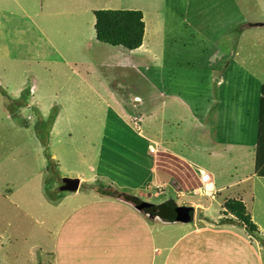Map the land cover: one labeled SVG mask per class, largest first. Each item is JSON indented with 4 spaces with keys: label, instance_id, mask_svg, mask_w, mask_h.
<instances>
[{
    "label": "rangeland",
    "instance_id": "374dc122",
    "mask_svg": "<svg viewBox=\"0 0 264 264\" xmlns=\"http://www.w3.org/2000/svg\"><path fill=\"white\" fill-rule=\"evenodd\" d=\"M6 1L0 0V13ZM89 9L139 11L145 24L138 50L104 47L113 55L104 56V67L97 69L103 78L98 95L87 89L83 94L80 84L71 83L84 71L72 68L66 53L70 40L65 35L83 23L88 30L73 35L71 47L78 49L79 59H92L93 44L99 42L92 43L94 28L84 20L91 22ZM41 10V21L32 19L33 7L22 20L12 10L14 18L0 23V39L8 45L0 51V264H57L48 254L54 255L55 234L65 216L85 206L91 192L109 193L104 176L113 180L118 173L147 170L150 150L190 167L187 159L198 163L212 175L215 191L225 186L222 196L243 188L248 213L263 235L252 236L242 226L248 238L239 228L236 232L242 247L251 246L264 263V180L249 178L244 187L229 188L230 177L249 158L243 154L252 153L256 141L264 0H87L86 5L45 0ZM12 25V34L5 35ZM34 26L40 34L31 46ZM21 46L24 54L18 53ZM212 133L216 139L208 142ZM170 167L176 164L170 161ZM191 174L195 177L181 163L173 174L186 193L176 194L168 174L151 172L144 177V191L133 194L152 205L207 202L202 191L188 197L198 186V172L188 185ZM203 215L196 208L193 222Z\"/></svg>",
    "mask_w": 264,
    "mask_h": 264
},
{
    "label": "crops",
    "instance_id": "0c3cea01",
    "mask_svg": "<svg viewBox=\"0 0 264 264\" xmlns=\"http://www.w3.org/2000/svg\"><path fill=\"white\" fill-rule=\"evenodd\" d=\"M79 1L84 5L87 4V0ZM3 7L5 10L0 13V23L3 20L14 18V11L12 10H16L17 18L22 20L27 16V11L33 7H35L37 11L31 16L32 19L41 21L45 17L43 15L44 10H41V8L45 7V0H7ZM88 12L91 15V22H88L86 18H84V20L87 24L89 23V26L94 28V18L92 16L93 9H89L87 14ZM12 28L13 25L4 34H12ZM64 28H67V24H65ZM86 30H88V28L82 23L75 32L65 36L72 41L73 35L80 37L85 35L84 32ZM32 34H34L32 35L34 45L36 38L40 34L36 31L35 26ZM95 39L94 34L92 43ZM0 40L3 41V36ZM70 41H66L68 43L66 53L70 65H72L74 69L82 68L84 71L82 76L77 75L76 78L70 79L71 83L80 84L83 87V94H85V89H87L92 90L93 94L98 95L100 93L98 83H103V78H99L97 69L104 67V63L102 62L104 56L109 57L113 55V52L106 50L104 47L114 48L100 43L93 44V57L86 62L83 59H79L78 49L72 48V42ZM7 46L8 45H5L3 41L0 45V51H3ZM55 47L60 51L57 46ZM19 48H17V50L22 53V46L20 49ZM219 85L220 82L216 81L215 88H218ZM263 85L264 83L260 85L259 94ZM71 95L72 94H69V96ZM118 114L123 119V113L119 111ZM161 114L162 116L168 115L166 112ZM258 117L257 104V132L253 152H245L243 154L244 157L249 158H245L246 165L242 168V171L230 177L232 182H230L229 188H242L248 183L249 178L264 180V178L255 175L256 161L259 160L260 163L264 164V157L262 159H257V157L259 158L257 154L260 153V150V155L264 154V142H261L260 122ZM132 126L135 125L133 124ZM207 137L211 138L208 142H213L216 139L215 133ZM193 143L196 142L193 141ZM187 144L190 145L191 142L187 141ZM148 148H150L149 145ZM145 154L150 163L147 170H142L141 174H136L134 171V174L132 172H130L131 174L118 173L113 180H108L106 176H104L105 178L102 179V185L106 187V190H109V193L102 196L96 192H91L90 196H88L89 201L86 202L85 206L75 207L65 216V219L55 234L54 255L52 251L48 254L52 256H50L52 259L54 257L57 264H264L260 256L251 250V246L242 247L243 242L236 232L238 231L237 228L242 231L245 238L248 237L245 232L240 229L242 228L241 225L239 227V225H236V222L231 225L222 224V221L218 223L223 217L225 204L229 201L241 203L247 215L250 216L246 202L247 194L243 188L239 191H234L233 194L229 193L226 196H222L220 193V190L225 186H220L218 190L216 189L217 191L214 190L212 196H208V194H210V189L201 190L205 197H209L207 202L203 200L202 203L196 205L193 203L181 205L180 207L193 209L194 218L196 208L199 210L201 209L204 213L202 216L203 219H200L196 224L193 222L190 225L180 223L167 225V223L165 224L158 219L150 218V221L143 220V218L138 217L135 212L127 208L130 204L125 202V198L128 196L137 198L133 193L141 190L144 191L146 186L145 182L147 180V178L144 179V177L146 175L148 177L151 172L168 174L172 186L176 190V194L177 192L186 193L185 190L188 189L178 186L174 178L176 176L173 175L174 173L176 174L180 163L185 169H190L195 175V177H193L191 174L188 185L192 184L195 180V173L199 171L209 173L208 171L198 169V163L190 159L187 160H189L192 167L183 162L180 158L161 151L157 153L156 156H154L155 153L153 150L149 151V155L147 151ZM165 158L173 161L176 164V168L170 167V161L165 160ZM167 169L173 174L171 175ZM243 173L244 175L234 182L237 178H235V176H239ZM82 181L83 179L79 180V182ZM79 182H77L76 186L73 188L75 190V196L78 192ZM215 187L217 188V185H215ZM198 193L200 192H187L188 197L191 199L197 198ZM216 214H219V216L216 217ZM228 218L233 217L228 216ZM151 222L156 224H152ZM203 222L209 224L205 225ZM217 225L218 228H216ZM92 231H96V233L91 235ZM258 234L263 235L259 229ZM256 247L257 243L255 245V248Z\"/></svg>",
    "mask_w": 264,
    "mask_h": 264
},
{
    "label": "trees",
    "instance_id": "16d2710c",
    "mask_svg": "<svg viewBox=\"0 0 264 264\" xmlns=\"http://www.w3.org/2000/svg\"><path fill=\"white\" fill-rule=\"evenodd\" d=\"M92 16L94 18V34L97 42L106 46L122 47L128 51H134L141 46L145 33V24L141 12L129 10L114 11L109 9L98 11L97 9H93ZM30 45H33V41ZM25 52L27 51L23 48L21 54ZM258 113L261 142H264V85L260 91ZM260 153L257 154L259 156L257 159L264 157V154L260 155ZM255 175L264 178V164L260 163L259 160L256 161ZM228 216H232L233 218H228ZM235 222L244 227L250 235L254 236L258 234L257 227L252 223L243 205L236 201H229L225 204L222 224L231 225Z\"/></svg>",
    "mask_w": 264,
    "mask_h": 264
},
{
    "label": "water",
    "instance_id": "95a60500",
    "mask_svg": "<svg viewBox=\"0 0 264 264\" xmlns=\"http://www.w3.org/2000/svg\"><path fill=\"white\" fill-rule=\"evenodd\" d=\"M125 202L129 203L137 211L149 216L151 219H158L167 224L180 223L187 225L191 224L194 219L193 209L178 207L173 202L152 205L129 196L125 198Z\"/></svg>",
    "mask_w": 264,
    "mask_h": 264
},
{
    "label": "built area",
    "instance_id": "2783aa9c",
    "mask_svg": "<svg viewBox=\"0 0 264 264\" xmlns=\"http://www.w3.org/2000/svg\"><path fill=\"white\" fill-rule=\"evenodd\" d=\"M198 183L200 184V189H207L212 184V176L209 173L199 172V180Z\"/></svg>",
    "mask_w": 264,
    "mask_h": 264
},
{
    "label": "clouds",
    "instance_id": "9594fccd",
    "mask_svg": "<svg viewBox=\"0 0 264 264\" xmlns=\"http://www.w3.org/2000/svg\"><path fill=\"white\" fill-rule=\"evenodd\" d=\"M144 35H145V33H144ZM144 38V37H143ZM142 43H143V41H142ZM141 46H142V44H141ZM140 46V47H141ZM110 47H112V46H110ZM139 47V48H140ZM113 48H117V47H113ZM119 48H121V49H124V48H122V47H119ZM138 48V49H139ZM138 49H136V50H138ZM124 50H126V49H124ZM136 50H134V51H136ZM126 51H128V50H126ZM129 52H133V51H129ZM199 172H202V171H199ZM199 172H198V178H197V180H196V184L198 185L196 188H194V191H196V192H201V190H209L210 189V192L211 193H213L214 192V187H213V182H212V184L211 185H208L209 187L207 188V189H203V187L200 189V184L198 183V180H199ZM212 176V175H211ZM210 193V194H211ZM174 203V202H173Z\"/></svg>",
    "mask_w": 264,
    "mask_h": 264
}]
</instances>
